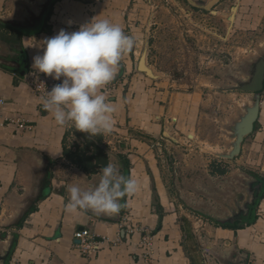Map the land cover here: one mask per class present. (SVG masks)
Listing matches in <instances>:
<instances>
[{
  "label": "crops",
  "instance_id": "0c3cea01",
  "mask_svg": "<svg viewBox=\"0 0 264 264\" xmlns=\"http://www.w3.org/2000/svg\"><path fill=\"white\" fill-rule=\"evenodd\" d=\"M161 1L167 8L171 0ZM182 1L212 16L219 14L218 6L230 3L229 13L236 7L232 29L264 27V0H220L210 10ZM196 1L202 6L209 0ZM175 5L179 9V2ZM159 9L158 0H0V21L12 24L9 28L0 25V256L14 237L6 264H264V192L259 205L262 218L256 216L255 223L252 216L240 225L202 217L177 200L176 189L163 173L161 149L152 148L157 142L179 144L165 133H187L185 126L195 111L189 102L196 99L195 93L174 91L165 78L151 79L138 70ZM50 11L46 28L37 33L40 21ZM95 17L119 24L137 44L110 82L115 85L111 92L105 87L102 90L114 109L112 132L89 137L70 124L57 125L43 106L46 97L39 98L26 77L41 74L54 85L61 83L37 73L33 58L43 54L44 42L60 30L78 31ZM18 58L30 64L23 78L17 72ZM150 60L149 45V66ZM18 122L29 129L18 130ZM186 137L191 139L189 134ZM252 151H260L259 156ZM250 160L257 164L256 169L245 168L243 163ZM228 162L235 163L242 173L237 179L241 184L252 180L256 185L261 180L264 189V95L253 134L245 139L241 154ZM109 163L139 184L134 195L121 201L125 206L119 214L67 213L68 189L92 190L100 181L101 169ZM39 173L48 176L50 187L19 221ZM204 183L213 185L214 181ZM184 208L194 216L199 214V228ZM127 214L129 223L124 226ZM83 229L100 242V250L89 256L79 252L74 238V233Z\"/></svg>",
  "mask_w": 264,
  "mask_h": 264
},
{
  "label": "rangeland",
  "instance_id": "374dc122",
  "mask_svg": "<svg viewBox=\"0 0 264 264\" xmlns=\"http://www.w3.org/2000/svg\"><path fill=\"white\" fill-rule=\"evenodd\" d=\"M178 2L179 9L175 5ZM162 3L158 0L161 9L149 40L150 66L171 82L174 91L196 94V99L189 102L195 111L189 115L184 130L187 133L175 131L173 135L179 144L165 141L158 147L164 159L163 173L176 189L177 200L183 201L190 210L202 213L209 210L211 214L223 216L226 211L219 201L231 204V198L242 193V185L237 180L242 173L235 163L219 159L211 151H228L225 125L236 117L238 106L249 102L250 97L240 92H219L216 88L231 85L233 77L244 78L242 65L264 48V27L232 29L233 20L229 23L226 18L230 3L218 6L219 14L215 16L193 10L182 0L169 1V9ZM254 152L259 156L260 151ZM247 157L248 153L244 160ZM254 161L243 164L254 170L257 168ZM210 179L214 184L205 185L204 181ZM184 210L199 228L202 222L197 219L199 214L194 216Z\"/></svg>",
  "mask_w": 264,
  "mask_h": 264
},
{
  "label": "clouds",
  "instance_id": "9594fccd",
  "mask_svg": "<svg viewBox=\"0 0 264 264\" xmlns=\"http://www.w3.org/2000/svg\"><path fill=\"white\" fill-rule=\"evenodd\" d=\"M136 44V38L119 24L96 17L78 31L62 29L44 42L43 54L33 58L32 67L37 73L62 80L47 91L43 101L57 125L70 124L89 137L112 132L114 109L102 90L115 78L122 60ZM138 189L136 179L121 174L109 163L101 169L100 181L92 190L82 191L78 186L68 189L65 211L117 215L125 206L121 201Z\"/></svg>",
  "mask_w": 264,
  "mask_h": 264
},
{
  "label": "water",
  "instance_id": "95a60500",
  "mask_svg": "<svg viewBox=\"0 0 264 264\" xmlns=\"http://www.w3.org/2000/svg\"><path fill=\"white\" fill-rule=\"evenodd\" d=\"M219 1L220 0H209L205 5L200 6L196 0H187L191 6L195 8H203L205 10H210L213 5ZM235 11L236 7H232L229 15H227L226 18L229 23H232V20L234 19L233 12ZM228 18H231V21ZM148 54L149 41L147 39L146 46L138 63L139 72L146 74L151 79L164 78L163 75L158 74L153 67L148 65ZM17 62H19V68L17 69V72L23 78L27 74L30 64L27 60L22 58H18ZM241 71L244 75V78L239 79L233 77L231 79V85L216 88V90L219 92H240L248 94L250 97L249 102H245L241 106H238L236 117L230 121V123L225 125V135L229 139V143L227 144L228 151H211L215 157L226 161H231L241 154L242 145L245 139L252 135L255 130V124L257 123L260 114V101L264 95V48L261 49L252 59L243 64ZM165 134L179 143V139L176 138L172 132L166 131ZM38 175L39 177L36 180L33 191L24 200L25 206L18 218L19 221L24 219L30 213L35 204L41 199V197L45 194V191L50 187L48 186L47 181L48 176H46L44 173H39ZM239 204V213H244L243 211L246 210V203L241 202ZM199 214L205 216V218L216 220L214 216H210L208 213L199 212ZM244 214H246V212ZM13 238L14 237H11V240L9 241L4 253H2L0 256V264H6L8 258L10 257L13 249ZM76 241L79 243L78 240Z\"/></svg>",
  "mask_w": 264,
  "mask_h": 264
},
{
  "label": "built area",
  "instance_id": "2783aa9c",
  "mask_svg": "<svg viewBox=\"0 0 264 264\" xmlns=\"http://www.w3.org/2000/svg\"><path fill=\"white\" fill-rule=\"evenodd\" d=\"M26 82L29 85L30 89L38 95L39 98L44 99L47 97V91H51L55 86L46 76L33 74L30 77H26ZM115 85L109 83L105 86V91L111 92L112 87ZM0 104H3V101L0 100ZM18 130H27L29 127L26 124L18 122L15 124ZM164 141V138H161ZM160 140V141H161ZM165 142V141H164ZM161 147V142H157L152 145V148ZM263 210L258 209L257 216L262 218ZM128 214L123 217L122 224L127 226L129 223ZM74 238L79 241L77 248L79 252L84 256H89L100 250V242L95 238L93 234L90 233L89 230H80L74 233ZM148 245V244H147Z\"/></svg>",
  "mask_w": 264,
  "mask_h": 264
},
{
  "label": "flooded vegetation",
  "instance_id": "af4514ba",
  "mask_svg": "<svg viewBox=\"0 0 264 264\" xmlns=\"http://www.w3.org/2000/svg\"><path fill=\"white\" fill-rule=\"evenodd\" d=\"M251 179H255V177L251 176ZM241 185H242V193L236 194L234 199L231 198V204L229 205L228 203L226 204L224 200L219 201V204L222 207V209L226 211L225 215L223 216L214 215L211 214L210 212L212 211L209 210L204 213H208V215L214 216L216 218L215 221H218L219 223L226 222V224L231 223L232 225H240L242 224V222L245 221L246 218H251L254 209H255V215L257 216L261 200L256 207L255 204L258 199V194L261 192L262 189L261 180L257 181L256 185L253 184L252 180L249 184L246 182V183H242ZM241 202L246 203V210L243 211L244 213L246 212V214L242 212L239 213V205H240L239 203Z\"/></svg>",
  "mask_w": 264,
  "mask_h": 264
},
{
  "label": "trees",
  "instance_id": "16d2710c",
  "mask_svg": "<svg viewBox=\"0 0 264 264\" xmlns=\"http://www.w3.org/2000/svg\"><path fill=\"white\" fill-rule=\"evenodd\" d=\"M51 14V11L49 12V14H48V16H43V18H42V20H41V18H40V27H39V29L37 30V33H41L42 31H44V29L46 28L45 26H46V24H47V22H48V19H49V15ZM0 25L2 26V27H8V26H11L12 24H10V23H7V22H3V21H0ZM9 28V27H8ZM10 30H12L13 31V33H15V34H17L18 35V37H22L23 36V33L22 32H20L19 30H17V29H13V28H10ZM264 192V189L262 188L261 189V192L258 194V199H257V201H256V204H255V207L259 204V202H260V200H261V195H262V193ZM252 220H253V222L255 223L256 222V215H255V209H254V211H253V214H252ZM223 228H228V227H223ZM229 229H236V228H229Z\"/></svg>",
  "mask_w": 264,
  "mask_h": 264
}]
</instances>
